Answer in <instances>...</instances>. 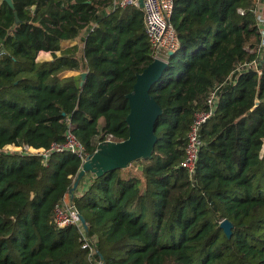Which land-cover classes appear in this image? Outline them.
Returning <instances> with one entry per match:
<instances>
[{"label": "trees", "instance_id": "16d2710c", "mask_svg": "<svg viewBox=\"0 0 264 264\" xmlns=\"http://www.w3.org/2000/svg\"><path fill=\"white\" fill-rule=\"evenodd\" d=\"M13 3L0 8V264H264V69L230 80L256 56L247 49L260 40L255 10L264 0H174L180 47L150 92L163 111L152 157L133 163L140 172L90 175L74 197L97 239L93 256L77 227L55 224L80 158L62 152L44 162L4 148L63 143L68 123L89 155L109 136L127 140L126 96L153 62L144 12L114 9L113 0ZM67 41L77 45L58 55ZM41 51L53 61L36 62ZM66 71L87 73L84 85ZM216 86L190 177L180 166L188 131Z\"/></svg>", "mask_w": 264, "mask_h": 264}, {"label": "built area", "instance_id": "2783aa9c", "mask_svg": "<svg viewBox=\"0 0 264 264\" xmlns=\"http://www.w3.org/2000/svg\"><path fill=\"white\" fill-rule=\"evenodd\" d=\"M139 3L140 0H113V8L126 9L129 7H139ZM142 10L144 12V30L148 42L151 45V56L153 61L161 60L168 62L169 57L176 53L180 47L178 34L171 21L174 12V0H144V8ZM239 13L244 15L245 11L240 9ZM255 14L260 40L255 47L248 48L247 50L250 54H255L256 56L251 61H245L239 64L232 74L233 77L230 76L231 81H234V78H237L241 74L250 71L257 73L258 76L262 75L264 69V6L261 10H255ZM2 55L3 53H1V56ZM220 89L221 86H216L208 93L205 101L206 109L195 114L194 120L188 131L187 145L180 166L188 172L190 177H193L196 173L199 154L204 146V142L201 138V130L215 115ZM107 142L118 141L114 140L112 136H109L105 141L99 142V144ZM4 151L19 153L25 156L40 157L44 162H48L54 153L62 152H70L80 158L82 164L78 174L73 179L69 192L65 195L62 203L56 205L55 224L62 229L77 227L81 236L80 242L82 243V247L88 249L90 255L93 256L97 252L94 245L97 239H90L88 237V229L85 228L82 222V215L74 204V197L81 195L88 188L90 175L93 174L86 173L84 177L80 179L77 188L73 192L70 191L77 182L84 164L91 159L96 151L92 155L87 153L85 145L79 141L73 133L71 123H68L63 143H54L50 148H35L28 144L8 145L4 148ZM262 153H264V145ZM98 264L102 263L98 262Z\"/></svg>", "mask_w": 264, "mask_h": 264}, {"label": "water", "instance_id": "95a60500", "mask_svg": "<svg viewBox=\"0 0 264 264\" xmlns=\"http://www.w3.org/2000/svg\"><path fill=\"white\" fill-rule=\"evenodd\" d=\"M2 1L14 9L13 0ZM143 8L144 0H140L139 9ZM15 16L18 23L17 13ZM167 68L168 62L154 60L141 74L137 75L133 91L126 96L130 107V113L126 119L129 126V138L121 142L99 144L91 159L84 164L70 192L77 188L80 179L86 173L102 177L108 172L127 169L135 162L152 157L157 143L156 122L163 111L150 92L153 86L161 80ZM80 75L82 78L80 84L83 86L87 73ZM82 222L88 229L83 217ZM220 228L228 238H231L233 225L229 220H223Z\"/></svg>", "mask_w": 264, "mask_h": 264}, {"label": "crops", "instance_id": "0c3cea01", "mask_svg": "<svg viewBox=\"0 0 264 264\" xmlns=\"http://www.w3.org/2000/svg\"><path fill=\"white\" fill-rule=\"evenodd\" d=\"M2 2L3 1L1 0L0 1V8H1V5H2ZM68 43H75V45H77V42H72V41H67V42L62 43V46H61L62 50L57 53L58 55H61V53L63 51L68 50L67 48L69 46H73L74 47V44L67 45ZM82 47H83V45H82ZM51 61H53V54L51 52L41 51V52L38 53L36 62L42 63V62H51ZM66 72H75L76 73L74 76H70V77H75L77 74L78 75L82 74L80 71H66ZM65 78H67V77H65Z\"/></svg>", "mask_w": 264, "mask_h": 264}, {"label": "rangeland", "instance_id": "374dc122", "mask_svg": "<svg viewBox=\"0 0 264 264\" xmlns=\"http://www.w3.org/2000/svg\"><path fill=\"white\" fill-rule=\"evenodd\" d=\"M42 1H44V0H42ZM263 7H261V8H259L260 10L262 9ZM72 44H74V46H75V43H68L67 45H72ZM72 48H74L73 46H69L67 49H72ZM78 57L80 58V60H81V57H82V54H83V47H82V45L80 44L79 46H78ZM63 74V73H62ZM60 75V77L61 78H65L66 76H63V75ZM81 75H76L75 77L76 78H79ZM130 167L132 168V170L133 171H136V172H140L141 171V169H142V166H141V164H132V165H130ZM129 167V168H130ZM141 175V174H140ZM153 227V226H152ZM155 228V227H154ZM96 263H98L95 259H93V261H92V264H96Z\"/></svg>", "mask_w": 264, "mask_h": 264}]
</instances>
